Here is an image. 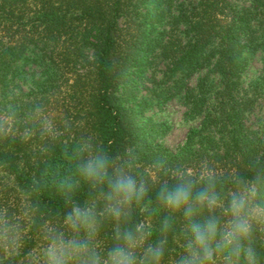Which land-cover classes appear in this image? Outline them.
I'll return each instance as SVG.
<instances>
[{
  "label": "trees",
  "instance_id": "16d2710c",
  "mask_svg": "<svg viewBox=\"0 0 264 264\" xmlns=\"http://www.w3.org/2000/svg\"><path fill=\"white\" fill-rule=\"evenodd\" d=\"M165 1L0 0V93L8 98L10 82L21 77L19 62H35L42 64L47 74L43 83L63 80L60 88L68 82V100L74 105L67 108L69 121L47 134L37 130L28 115L23 116V109L15 107L6 116L0 112V119L11 117L5 125L8 133L0 134V211L21 229L18 252L8 254L0 249V264H29L31 255L45 246L44 227L62 226L63 214L70 210V204L58 190L57 182L65 175H75V148L87 143L117 163L128 160L143 129L134 109V75L146 62V15L154 11V21L163 22L168 6ZM253 7L258 9L254 16H246L251 13L250 7L234 11L230 0H199L182 9L176 21L184 25L183 38L159 42L169 62L170 76H191L216 58L215 69L225 85L223 91L231 93L239 85L240 71L246 63L243 52L264 46L252 25L255 16H261L264 23V0H254ZM213 43L217 46L209 48ZM34 51L38 53L30 57ZM53 87L56 89V85ZM205 92L189 94L190 112L194 115L201 113L206 104L202 95ZM218 131L227 135V148L223 153L207 154L209 166L222 175L239 174L245 178H251L257 170L264 171V148L250 138L244 125L223 122ZM199 133L193 131L178 153L171 154L162 145L146 142L153 147L143 146L142 152L135 154L133 174L149 180V192L143 203L133 206L127 226L142 225L150 234L146 244L167 241L162 264H174L182 254L185 221L177 215L172 229L162 231V220L168 213L155 202L158 182H152L150 173L135 163L151 165L160 159L159 153H166L167 165L196 170L197 163L205 157L202 151L192 148ZM160 179L167 177L161 175ZM222 188L230 192L232 185L224 183ZM72 199L81 205L95 201L98 209L103 208L98 192L83 181ZM258 202L264 205V189ZM112 236L113 222L103 220L97 237L101 251L112 245ZM255 246L264 264V226L256 230Z\"/></svg>",
  "mask_w": 264,
  "mask_h": 264
},
{
  "label": "clouds",
  "instance_id": "9594fccd",
  "mask_svg": "<svg viewBox=\"0 0 264 264\" xmlns=\"http://www.w3.org/2000/svg\"><path fill=\"white\" fill-rule=\"evenodd\" d=\"M35 114L41 116L44 131H50L51 122L42 117L41 109ZM8 123L0 119V134L8 133ZM73 155L75 175L57 182L70 210L63 214L62 226L44 227L45 246L31 255L29 264H162L167 241L146 244L150 234L142 225L127 226L133 206L148 195L149 180L133 174L130 161L117 163L87 143L75 148ZM152 167L151 180L158 182L155 202L168 213L162 231L172 229L177 215L185 221L183 251L174 264H261L255 233L264 226V205L258 202L264 171H255L251 178L226 176L203 162L194 170L169 166L164 158ZM161 175L167 179L161 180ZM81 181L98 192L102 209L95 201L73 202ZM224 183H231L230 192L223 191ZM103 220L113 222V243L101 251L97 237ZM20 241V225L0 211V249L15 254Z\"/></svg>",
  "mask_w": 264,
  "mask_h": 264
},
{
  "label": "rangeland",
  "instance_id": "374dc122",
  "mask_svg": "<svg viewBox=\"0 0 264 264\" xmlns=\"http://www.w3.org/2000/svg\"><path fill=\"white\" fill-rule=\"evenodd\" d=\"M165 2L168 6L165 8L166 16L163 22L154 21V11L146 15V28L149 33L144 42L146 62L142 64L141 71L134 75L137 83L135 92L137 104L135 103L134 109L137 110L143 129L139 133L138 143L130 149L128 160L125 161H130L134 165L135 154L142 152L143 146H148L146 142L162 145L171 154L178 153L187 144L189 135L193 131H200L192 148L204 153L205 157L200 159V165L202 162L207 164L209 160L207 154L223 153L227 148L224 144L227 135L218 129L223 122L232 121L244 125L249 131L250 138L261 149L264 148V46L243 52L242 58L246 63L240 71L239 85L231 93L223 91L225 85L219 71L215 69L216 58L191 76H184L182 73L170 76L169 62L162 55L160 43L168 41L169 38H183L184 25L177 22L176 17L182 9L198 3L199 0ZM230 2L234 11L250 7L251 13L246 16L257 15L258 9L253 7L254 0ZM261 18L255 16L252 25L258 34V40L264 42V23L260 21ZM154 25L156 30L152 31L151 27ZM214 46H217V43L209 45V48ZM37 53L34 51L29 55L34 57ZM18 65L22 75L10 82L8 98L3 92L0 93L2 116H6L7 112L13 113V109L17 107L23 109V116L28 115L41 133L47 134L58 130L69 121L67 108L74 106L68 100L70 89L68 82H65L66 84L63 82L60 88L58 85L63 80L51 79L43 83V80H47V74L42 64L19 62ZM70 81L72 82V76L69 78ZM53 85H56V89ZM201 90L206 91L202 94L206 98V104L201 113L194 115L190 112L189 94H198ZM37 108L41 109L42 117L51 122L50 131H44L41 116L35 114ZM9 118L11 117L7 115L6 119ZM164 156L166 153L158 154L159 158H165ZM135 164L137 168H144L150 176L152 175L153 164ZM135 168H131L132 173L136 172ZM39 252L40 250H37L35 254Z\"/></svg>",
  "mask_w": 264,
  "mask_h": 264
}]
</instances>
